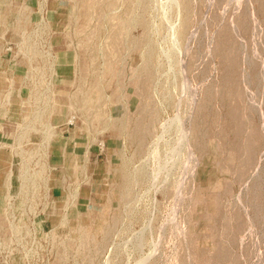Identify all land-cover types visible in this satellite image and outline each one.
<instances>
[{"label": "rangeland", "instance_id": "rangeland-1", "mask_svg": "<svg viewBox=\"0 0 264 264\" xmlns=\"http://www.w3.org/2000/svg\"><path fill=\"white\" fill-rule=\"evenodd\" d=\"M97 1L93 12L87 10L86 27L70 31L72 55L89 68L90 33L101 28L94 56L113 57L117 76L124 79L117 85L121 101L98 109L101 121L123 116L130 122L139 114L147 127L153 112L147 107L161 113L165 99L145 92L162 91L160 84L151 82L144 91L139 83L130 84L138 53L127 46L128 38L142 29L135 26L126 36L118 20L124 7L105 8V0ZM184 3L177 11L171 0H153L151 29L158 31V46L170 48L169 63L163 56L160 63L164 76L174 79L166 89L171 108L162 121H173L178 106L198 161L192 163L182 146H166L168 136L162 135L147 167L155 182L135 185L121 200L110 187L120 175H106L105 167L110 159L118 162L112 150L123 141L96 124L91 113L81 119L82 108L72 111L68 118L74 123L68 125L78 127L79 137L85 125L92 128L91 166L79 179L77 198L78 224L95 236L86 243L76 237L79 251L88 250V263L71 249L63 264L75 259L76 264H264V0ZM183 81L188 85L182 88ZM138 105L142 110L136 111ZM133 163L139 166L137 156ZM99 224L104 228L96 229Z\"/></svg>", "mask_w": 264, "mask_h": 264}, {"label": "crops", "instance_id": "crops-1", "mask_svg": "<svg viewBox=\"0 0 264 264\" xmlns=\"http://www.w3.org/2000/svg\"><path fill=\"white\" fill-rule=\"evenodd\" d=\"M0 6V264H62L79 222L78 182L92 158L91 140L64 123L79 109L74 27L63 20L71 0Z\"/></svg>", "mask_w": 264, "mask_h": 264}, {"label": "bare ground", "instance_id": "bare-ground-1", "mask_svg": "<svg viewBox=\"0 0 264 264\" xmlns=\"http://www.w3.org/2000/svg\"><path fill=\"white\" fill-rule=\"evenodd\" d=\"M171 1L173 5H175L177 11L180 9V5L182 6L185 5L184 3L185 0H171ZM117 3H120V5L124 7V9L120 13V17L118 18L121 24L120 29L123 31V33L126 36H129L130 30L135 26L141 27L142 29L141 33L137 37L128 38L127 46L131 50L137 51L138 53L137 63L134 64L132 67H130L132 71V80L130 81V84L136 82L137 84L139 83L138 87H141L142 91L146 89L147 85L149 87L151 82H154V85L160 84L162 91L150 90L148 88L145 90V92H147L146 93L147 95H149L150 93H156V94L158 92L161 93L165 99L164 100L165 106L162 109L161 113H159L158 110L155 109L154 107L151 106L147 107L153 111L152 114L150 115L151 121L147 124V127L146 126L142 127L144 126L143 123L144 119L143 117H139V114L135 117L134 116L135 111L133 112L134 118L133 120H130V122L124 121L123 116H121V118H118V116H116L115 118H108V120L104 122L101 121L102 116L101 114H99L98 109H100V107L104 106L105 104H115L121 101L122 98L120 99V96L118 94L117 85L120 84L122 85L123 84L122 82H124L122 81L124 79L119 80L117 76L118 73L115 69L113 57L107 59L101 57L100 61L99 60L97 61L96 56H94V54L96 53V49H95L96 43L94 42L95 41L94 39L95 36H97V34L101 32L100 31L101 28H97L96 30H93L90 33L89 38L90 40H92L94 48L92 47L93 56L90 59L91 64L89 68L83 65L84 63L83 64L79 63L81 58L79 59L78 55L77 56L72 55L71 60H72V65L74 67L73 72L75 75L73 82L75 89L72 94V101L76 103L78 107L83 109L80 112L78 118L81 119L87 118V115L91 113L92 118L93 120H95L96 124L101 123V125L105 126V128L108 129V131L110 132V136H114L117 139H121L123 141V144H121V146L119 147L115 146L114 149L112 150L115 154V157L118 159V162L113 163V161L110 159L107 162V166L105 167L106 175L109 173L111 174L116 173L120 175V181L118 182V180L116 179L115 182H112L110 184V187L111 190L117 189L119 192L118 193L119 198L123 200L129 197V195L132 192V187H134L135 185L142 187L148 181L155 182V177L148 174L147 167H148L149 158L154 153L158 154V150H157L158 141L162 140V135L168 136L167 139L165 140L166 146H171L174 143L175 146L178 145L179 147L181 146L184 147L187 155L191 156L192 163L196 164L198 158L194 155L193 149L190 146L189 130L183 127L184 123L181 122L179 119L178 106H176L175 112L177 113L175 114V118H173V121L171 119H169L167 122L162 121L163 115H165L167 109L171 108L170 100H169L170 93L166 89L170 86V84L172 85L174 84V79L164 76L166 75L165 73H167V71L162 70V65L160 63V59L162 56L169 63L168 58H169L170 48L168 47L167 49H164L163 47H159L158 44L156 43V37L154 36L155 33H157L158 31H155L154 28L153 30L151 29L153 0H118V1L105 0V8H108L109 6H113ZM98 6L99 3L97 0H71V10L69 14L64 17L63 20L66 21L67 24L69 25L72 24L73 25L72 27H74V34H77L78 29L80 28L84 29L86 27V22H87L86 13H88L87 10L89 9L90 12H93L95 7ZM82 14L83 17H80ZM173 42H175V40ZM179 64L181 65L182 63L180 62ZM186 84L187 83L184 81L181 82V87L183 88ZM106 92L107 95H105ZM150 102L151 100H149L148 103ZM139 108L140 110H142V106L138 105L136 111L139 110ZM26 114L27 113H25V115ZM70 122L74 123V117L70 116L66 120V124ZM150 123L153 125L152 131L150 130L151 128ZM90 133H92L91 126L89 125L88 128V126L85 125L83 129V134L86 136L87 139L93 136V135H89ZM90 139L93 141V137H91ZM142 155L143 156L145 155L146 158H142ZM136 156L139 162V166L137 168H135L133 165L134 164L133 160L135 159ZM114 165L117 166L114 167ZM93 170L96 171V168ZM162 182L165 183L166 179L162 180ZM168 187L169 186L167 184L163 189L167 190ZM111 196H113V194L109 192L108 199H110ZM102 228L104 227L101 224H99L96 229L101 230ZM72 236L73 239L67 240L68 246L74 250V256H77L78 258L80 256V260H79L80 262L88 263L87 262L88 260H86V254L88 250L85 251L83 249L82 251L80 250L81 251L80 252L78 247L81 243L79 242L80 244H76L75 241L77 240L76 239L77 237L81 239L82 243H86V241L89 239L91 240V242H93L95 233L91 231L89 232L87 227L81 224H76V226L72 230ZM64 256H66V254L62 253L60 259L62 261V264L65 263ZM106 261L108 262V258H105V262ZM76 262H78L77 259L74 260V264H76Z\"/></svg>", "mask_w": 264, "mask_h": 264}, {"label": "built area", "instance_id": "built-area-1", "mask_svg": "<svg viewBox=\"0 0 264 264\" xmlns=\"http://www.w3.org/2000/svg\"><path fill=\"white\" fill-rule=\"evenodd\" d=\"M72 122L68 123V124H71Z\"/></svg>", "mask_w": 264, "mask_h": 264}]
</instances>
